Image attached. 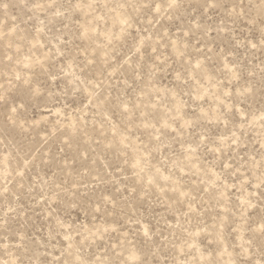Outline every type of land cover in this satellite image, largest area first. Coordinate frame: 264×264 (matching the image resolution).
Returning <instances> with one entry per match:
<instances>
[{
	"label": "rangeland",
	"instance_id": "rangeland-1",
	"mask_svg": "<svg viewBox=\"0 0 264 264\" xmlns=\"http://www.w3.org/2000/svg\"><path fill=\"white\" fill-rule=\"evenodd\" d=\"M0 264H264V0H0Z\"/></svg>",
	"mask_w": 264,
	"mask_h": 264
}]
</instances>
